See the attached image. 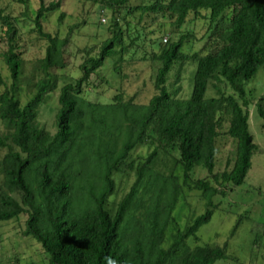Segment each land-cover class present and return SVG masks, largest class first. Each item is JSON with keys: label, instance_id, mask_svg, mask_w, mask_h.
<instances>
[{"label": "trees", "instance_id": "1", "mask_svg": "<svg viewBox=\"0 0 264 264\" xmlns=\"http://www.w3.org/2000/svg\"><path fill=\"white\" fill-rule=\"evenodd\" d=\"M86 1L115 10L131 0ZM37 2L35 31L48 45L39 60L43 77L34 83V95L25 105L19 96L23 59L14 43L16 28L0 11L10 40L4 60L12 79L7 86L0 71L5 86L0 93L5 127L0 132V150L5 152L0 156V222L26 213L24 233L42 244L49 264H213L226 257L223 247L199 245L197 230L211 219L215 196L224 195L226 185L245 181L258 149L244 107L249 102L247 83L264 70V0H153L135 6L143 12H168L178 27L191 14L207 18L204 10L214 23L211 48L204 54L184 53L185 35L164 46L156 42L162 48L153 57L161 66L156 93L147 104L126 101L119 93L110 103L94 104L84 95L91 75L109 57L119 54L123 60V28L113 19V36L98 55H88L80 78L61 87L55 134L40 125L39 107L45 94L57 88L52 70L67 66L69 37L52 35L42 25L45 14L57 10L60 2ZM228 9L231 16L225 17ZM186 60L196 64L193 90L190 97L178 98L167 88L168 77L177 61ZM120 67H115L118 73ZM209 85L216 97H206ZM227 86L233 93H227ZM257 111L264 120V96ZM222 136L234 140L235 159L232 167L228 161V168L216 173ZM142 145L151 151L133 158ZM162 163L168 173L161 170ZM198 166L208 170V177H193ZM130 173L136 179L129 192L112 201L117 176ZM194 191L206 201L207 211L181 228L175 210ZM189 237L195 245L187 242Z\"/></svg>", "mask_w": 264, "mask_h": 264}, {"label": "rangeland", "instance_id": "2", "mask_svg": "<svg viewBox=\"0 0 264 264\" xmlns=\"http://www.w3.org/2000/svg\"><path fill=\"white\" fill-rule=\"evenodd\" d=\"M45 5L60 2L55 11L47 12L42 25L46 32L60 37H69L65 48L67 66L63 70L53 69L58 77L57 88L45 94L39 107V123L50 133L58 130L56 113L59 109V94L61 87L69 81H74L82 75L81 65L89 54L98 55L102 43L113 36V19L123 28V40L126 51L123 60L120 55L109 57L104 66L95 71L85 86L86 99L94 104H107L115 94H121L124 100L133 98L135 104H147L156 93L155 78L161 62L154 59L153 52L160 53L161 48L156 42L177 41L181 36H187L183 52L189 55L210 51L209 34L214 28L210 23L209 12L204 10L207 18L196 19L193 14L181 27L175 23V17L163 12H143L135 6L149 5L153 0H131L126 6L110 10L103 8L101 3L86 0H44ZM37 0L22 4L16 0H0V11L11 17L16 28L14 43L23 59L21 74V90L19 92L22 105L28 103L34 95V83L43 74L39 68V60L46 55L48 42L35 31V8ZM231 16V10L224 13ZM226 21V20H225ZM112 22V23H111ZM213 24V25H212ZM223 24V22H222ZM6 26L0 19V71L6 85L12 82L10 69L4 60V53L9 48L10 40L5 34ZM167 39V43L165 42ZM120 65L118 73L115 67ZM196 64L192 60L177 61L172 68L167 82L168 90L178 98L190 97ZM225 85H223L224 87ZM5 86L0 84V93ZM227 93H233L229 86ZM248 104L244 108L250 115V131L258 145L252 157V167L241 185H226L224 195L214 198L211 219L202 224L198 230L199 245L223 247L226 257L213 264H264V120L257 111V102L264 96V70L260 69L256 76L247 83ZM206 97H216L217 93L209 85ZM237 97V95H236ZM241 101V100H240ZM242 102V101H241ZM5 127L0 118V132ZM216 173H221L230 167L235 159V142L229 136H222L218 143ZM151 151L148 146H139L132 157L147 156ZM0 150V156L4 155ZM173 154H177L173 151ZM161 170L168 169L161 164ZM195 179L208 177V170L202 166L195 168ZM136 177L134 173L117 176V193L111 198L118 202L129 192ZM212 181V179H211ZM206 201L197 191L189 194L181 201L175 210L179 217L181 228L193 222L197 215L207 211ZM27 214L0 222V264H49V255L42 244L32 235H26ZM237 228L235 229V227ZM192 237V236H191ZM187 242L195 245L193 238Z\"/></svg>", "mask_w": 264, "mask_h": 264}, {"label": "clouds", "instance_id": "3", "mask_svg": "<svg viewBox=\"0 0 264 264\" xmlns=\"http://www.w3.org/2000/svg\"><path fill=\"white\" fill-rule=\"evenodd\" d=\"M166 41H167V39H166ZM166 41H165V42H166Z\"/></svg>", "mask_w": 264, "mask_h": 264}, {"label": "built area", "instance_id": "4", "mask_svg": "<svg viewBox=\"0 0 264 264\" xmlns=\"http://www.w3.org/2000/svg\"><path fill=\"white\" fill-rule=\"evenodd\" d=\"M165 41H166V39H165Z\"/></svg>", "mask_w": 264, "mask_h": 264}]
</instances>
